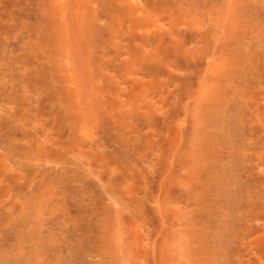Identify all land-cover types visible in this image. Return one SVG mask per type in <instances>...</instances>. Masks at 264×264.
Segmentation results:
<instances>
[{"label": "rangeland", "instance_id": "rangeland-1", "mask_svg": "<svg viewBox=\"0 0 264 264\" xmlns=\"http://www.w3.org/2000/svg\"><path fill=\"white\" fill-rule=\"evenodd\" d=\"M201 187L212 264H264V0H0V264H96L116 214L164 264Z\"/></svg>", "mask_w": 264, "mask_h": 264}, {"label": "bare ground", "instance_id": "bare-ground-1", "mask_svg": "<svg viewBox=\"0 0 264 264\" xmlns=\"http://www.w3.org/2000/svg\"><path fill=\"white\" fill-rule=\"evenodd\" d=\"M228 63L226 57L219 55L212 63L213 71L215 73L226 72ZM206 88L210 89L211 86ZM197 123L196 128L202 127L203 124L199 120ZM199 168H202L199 173L206 169L202 165ZM185 188L188 189V185ZM187 191L190 193L189 190ZM192 195V201L185 200L180 213L176 212L173 220L166 221V233L169 232V236L167 235L168 245L165 257L168 263L165 260L164 264H212L207 251L209 231L206 218L214 203L211 204L208 191L204 187ZM188 196L187 194L186 197ZM102 230L104 231L99 234L98 238L100 246L95 252L96 264H130L131 258L126 251L131 240V233L119 219L118 214L113 221V226L110 229L103 227ZM108 252L110 257L107 256ZM175 259L177 262L174 261Z\"/></svg>", "mask_w": 264, "mask_h": 264}]
</instances>
